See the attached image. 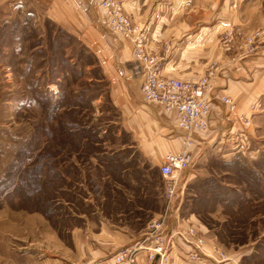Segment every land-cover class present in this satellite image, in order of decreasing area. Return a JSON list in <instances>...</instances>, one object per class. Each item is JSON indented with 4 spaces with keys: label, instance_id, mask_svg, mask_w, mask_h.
I'll list each match as a JSON object with an SVG mask.
<instances>
[{
    "label": "rangeland",
    "instance_id": "374dc122",
    "mask_svg": "<svg viewBox=\"0 0 264 264\" xmlns=\"http://www.w3.org/2000/svg\"><path fill=\"white\" fill-rule=\"evenodd\" d=\"M228 4L223 14L237 4L243 24L264 29V0ZM38 7L0 0V264H101L88 235L106 221L138 238L166 210L163 181L124 148L92 53ZM260 115L248 149L230 161L208 154L191 169L180 211L238 264H264Z\"/></svg>",
    "mask_w": 264,
    "mask_h": 264
},
{
    "label": "crops",
    "instance_id": "0c3cea01",
    "mask_svg": "<svg viewBox=\"0 0 264 264\" xmlns=\"http://www.w3.org/2000/svg\"><path fill=\"white\" fill-rule=\"evenodd\" d=\"M29 1L39 5L38 9L42 7V11H38L39 19L54 23L84 43L92 53L101 81L106 84L108 101L117 111L120 131L127 138L124 148H133L138 158L158 168L167 153L184 149L183 133L178 130L174 117L154 104L141 101V67L132 58L130 41L106 31L101 0ZM120 2L135 23L148 27V48L161 58L165 76L194 81L209 69L215 70L209 130L193 134L194 141L188 149L191 165L181 178L180 215L183 191L191 169L194 170L208 154L230 161L248 149L253 140L258 120L262 118L260 113L264 111V42L257 43L254 54L245 52L244 38L255 28L243 24L237 4H234L236 14H223L222 10L229 6L228 0H215L212 5L208 0ZM247 22L251 20L247 18ZM164 43H170L172 47L165 54ZM220 97L230 99L233 108L230 110L228 105L216 99ZM180 217L182 223L193 224L205 237V251L212 256V247L218 246L206 238L199 220L192 214ZM99 229L98 234L88 235L92 241L90 246L101 247V255L95 250L89 253L92 258L100 256L94 262L110 261L109 258L123 246L137 242L142 236L135 238L123 230L115 231L106 221L100 222ZM208 260L204 264H216ZM136 261L137 264H148L142 252ZM218 264L238 262L230 258L228 262Z\"/></svg>",
    "mask_w": 264,
    "mask_h": 264
},
{
    "label": "built area",
    "instance_id": "2783aa9c",
    "mask_svg": "<svg viewBox=\"0 0 264 264\" xmlns=\"http://www.w3.org/2000/svg\"><path fill=\"white\" fill-rule=\"evenodd\" d=\"M100 8L105 15V29L131 43L132 58L142 70L140 99L143 103L158 106L163 113L174 117L175 124L183 133L184 149L167 153L159 173L163 181V196L167 202L164 214L152 218L141 238L129 247L116 252L110 261L101 264H137L136 257L142 252L148 264H204L208 259L225 263L230 257L224 250L213 246L212 256L205 251L206 239L191 223H182L179 215L181 204V178L189 170V148L194 133L209 130V113L213 105L215 70L209 69L194 81H182L163 74L161 58L149 50V29L139 25L123 10L120 0H101ZM264 42V29L250 32L244 38L245 52L254 54L258 42ZM164 43V54L171 50ZM233 108L227 97L216 98ZM253 109L255 107H252Z\"/></svg>",
    "mask_w": 264,
    "mask_h": 264
},
{
    "label": "trees",
    "instance_id": "16d2710c",
    "mask_svg": "<svg viewBox=\"0 0 264 264\" xmlns=\"http://www.w3.org/2000/svg\"><path fill=\"white\" fill-rule=\"evenodd\" d=\"M98 187V186H97Z\"/></svg>",
    "mask_w": 264,
    "mask_h": 264
}]
</instances>
